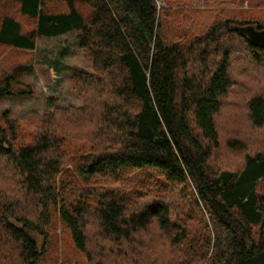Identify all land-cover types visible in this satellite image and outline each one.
Returning a JSON list of instances; mask_svg holds the SVG:
<instances>
[{
  "label": "trees",
  "instance_id": "obj_1",
  "mask_svg": "<svg viewBox=\"0 0 264 264\" xmlns=\"http://www.w3.org/2000/svg\"><path fill=\"white\" fill-rule=\"evenodd\" d=\"M5 1L0 46L34 51L75 31L93 73L72 76L84 107L57 110L30 143L0 114V264H41L57 222L88 264H140L156 246L163 264H264V150L246 140L264 131V85L230 94L236 44L264 83V48L236 29L264 30L240 16L249 0ZM29 70L0 68V100Z\"/></svg>",
  "mask_w": 264,
  "mask_h": 264
},
{
  "label": "rangeland",
  "instance_id": "obj_2",
  "mask_svg": "<svg viewBox=\"0 0 264 264\" xmlns=\"http://www.w3.org/2000/svg\"><path fill=\"white\" fill-rule=\"evenodd\" d=\"M2 2L5 5L6 1L2 0ZM48 8L52 12L65 11L62 5L55 6L51 4ZM158 8L159 10L165 9L166 5L159 2ZM238 11H242L240 14L242 18L256 19L264 22V7H258L256 0H249ZM10 12L17 19L21 20L25 29H32V22L21 18L15 8L11 9ZM234 46L238 47L234 49V54L232 55V75H234V79L238 82V85L234 86L230 94L236 95L238 99H242L260 91L264 83L259 81L262 77L260 72H253V69L248 68V66L245 70H241L244 65H247L244 61L246 50L243 46L237 44ZM18 66H24L30 70L18 76L21 83H14L10 96L0 100V114L4 112L9 113L11 118L19 125V137L21 141L30 143L32 138L35 137V130L42 128L44 125L45 118L53 116L57 110L81 109L84 107V98L75 89L72 76L78 71L93 73V65L92 61L80 48L77 41V33L72 31L57 37L38 38L34 51L14 50L0 46V68L8 72H14ZM26 88L31 89L32 93L30 95L22 94ZM229 99L236 110H239L240 105L238 103L235 105L233 101L234 97ZM226 102L223 112L228 119L230 117V114H228L230 106ZM235 115L236 118L239 117L236 128L251 132V125L246 116H244V113L240 112L238 116L237 114ZM232 117L231 115V121L233 120ZM230 124L223 123V126H229ZM69 130L71 134H75L73 136L82 137L79 128H69ZM253 132H251L249 139L246 138L249 143L247 145L248 149L250 151L258 148L259 150H264V131L258 130ZM222 135L225 140L232 136L228 132H224ZM68 143L72 148H79L82 145V139L80 138V141L71 139ZM226 156L229 164L236 163L240 158L235 154H227ZM67 168L73 170V165L70 164ZM1 186L5 190H8V187H10L9 184H0V188ZM8 194H12L11 191ZM42 240L40 239V241ZM163 258V255L158 251L156 246L151 253L141 259L140 264H163L165 262ZM41 264L88 263L80 253L74 250L70 233L64 231L61 224L57 222L51 231L49 252Z\"/></svg>",
  "mask_w": 264,
  "mask_h": 264
},
{
  "label": "water",
  "instance_id": "obj_3",
  "mask_svg": "<svg viewBox=\"0 0 264 264\" xmlns=\"http://www.w3.org/2000/svg\"><path fill=\"white\" fill-rule=\"evenodd\" d=\"M241 34L245 35L250 43L259 48H264V30H258L253 25L241 26L236 28Z\"/></svg>",
  "mask_w": 264,
  "mask_h": 264
}]
</instances>
